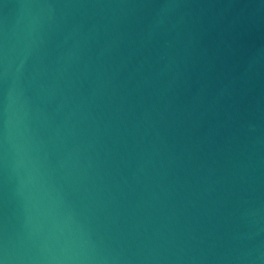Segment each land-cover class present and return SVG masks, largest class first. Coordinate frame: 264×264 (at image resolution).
Instances as JSON below:
<instances>
[{"label":"water","instance_id":"1","mask_svg":"<svg viewBox=\"0 0 264 264\" xmlns=\"http://www.w3.org/2000/svg\"><path fill=\"white\" fill-rule=\"evenodd\" d=\"M0 264H264V0H0Z\"/></svg>","mask_w":264,"mask_h":264}]
</instances>
